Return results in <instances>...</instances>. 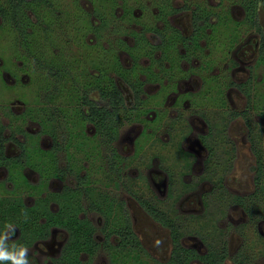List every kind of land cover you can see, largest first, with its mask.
<instances>
[{"label": "flooded vegetation", "instance_id": "obj_1", "mask_svg": "<svg viewBox=\"0 0 264 264\" xmlns=\"http://www.w3.org/2000/svg\"><path fill=\"white\" fill-rule=\"evenodd\" d=\"M61 3L71 36L44 32L40 61L2 71L27 100L0 101V249L27 264H264L263 1ZM105 48L116 66H91Z\"/></svg>", "mask_w": 264, "mask_h": 264}, {"label": "trees", "instance_id": "obj_2", "mask_svg": "<svg viewBox=\"0 0 264 264\" xmlns=\"http://www.w3.org/2000/svg\"><path fill=\"white\" fill-rule=\"evenodd\" d=\"M250 1L253 2V7L256 6L257 0ZM262 1L264 3V0ZM44 5H47L49 7L48 11H43V9L45 8ZM62 5L63 4L59 0H0V16L2 19L0 22V38H4L8 34L12 35L15 42L21 47V51H23L22 54L26 57L24 60L26 63L28 62V60L35 61L34 58H36L37 61H40V54L42 56V51L39 47L40 43L44 41V38L45 40H53V37H57L52 34V36L48 35L47 38H43L44 32L46 33V30L51 29V26L49 24L52 22L51 18L56 19L55 23L53 24V29L54 26L61 29L63 32L61 36L64 35V31L65 34L67 33L71 36L72 31L75 27L74 25H76V21L71 20V17L68 16L67 10L64 8V10L61 9ZM58 9H60L61 12L59 13L60 16L57 12ZM31 12L33 14H30ZM58 20H61L62 22L59 23ZM48 25L50 27H48ZM38 32H40L41 34L42 41L39 38V35L35 36V34ZM57 35L60 34L58 33ZM0 45H2L1 41ZM112 51V48L103 49V51L92 61L91 66H95L100 69L102 68V66H116L112 60ZM55 56L56 55L52 53V59L50 60V62H58L54 59ZM66 61H62V63L68 64V62ZM103 70H100L99 74L97 75H92V78L94 79L93 83L95 86H99L101 87V89H104V91L109 95V97H111L110 109L112 110V112H115V110L118 108V106L116 105L119 102L116 100V98L118 95H120V91H118L116 84L112 80V76L108 77L107 69ZM108 78L110 81L109 83L107 82ZM103 82H105V87L103 86ZM229 141L230 140H226L227 143ZM255 143H257V141H255ZM254 150L257 153L258 158L261 162L263 157V150L261 146L259 144H255ZM256 168L258 169L257 174L259 176H262V163H259ZM223 169L225 170V168ZM154 214L158 218H160L164 223H167L166 216H162L161 214H157L155 212Z\"/></svg>", "mask_w": 264, "mask_h": 264}, {"label": "rangeland", "instance_id": "obj_3", "mask_svg": "<svg viewBox=\"0 0 264 264\" xmlns=\"http://www.w3.org/2000/svg\"><path fill=\"white\" fill-rule=\"evenodd\" d=\"M211 1L215 4L219 0H211ZM63 2H66V0H63ZM208 3H209V0H208ZM234 8H235V13L236 14H238V15L241 14L242 10H241L240 7L235 6ZM258 11H259L260 21H261V23H262V25L264 27V7L262 5H260ZM184 18H185L184 14H182V15L179 14V15L176 16V19H178V20L179 19H184ZM51 19H52V22L49 23L50 26H51V29L46 30L45 35H46V37H48V35L52 36V34H53V35L59 37L61 34L60 35H57V34L61 32V29L57 28L56 26H54V29H53V24L55 23L56 19L55 18H51ZM50 26L48 25V27H50ZM36 35H39V38L41 39L40 32L36 33L35 36ZM0 41L2 42V45H0V58H2V59H0V60L3 61V63L0 62V101H2V100H11V99L15 98L14 96H16V95H19L22 99H24V100L26 99L27 100V97L24 94L25 91L20 89L19 85L16 84L14 86V84H12L10 82L6 83V81L4 80V78L2 76L3 75L2 74L3 70L9 71L12 66H15V67L23 66L19 62L21 60L24 61L26 57H25V55L22 54L23 51H21V47L15 42V40L12 37V35L8 34L4 38H0ZM41 41H42V39H41ZM41 44L42 43H40V45H39L40 49H41ZM52 45L53 44L46 45V50H47L46 52H47L48 55H52V53H53ZM78 55L79 54H77V56ZM34 85H35V83H34V81H32L27 86L24 85L23 89L26 86V88H31V91H32L33 88H34ZM31 91L29 90L27 92V95L30 96L31 100H34L35 98H34V95L32 94ZM157 96L160 97L159 93L157 95H153L152 97L155 98ZM219 131H220L219 136L222 135V137H224L225 134H226V137H227V129L226 128H225V131H224V127H223V129L220 127ZM176 158H177L178 164H180L181 163V160H179L180 157L176 156ZM242 164H247V161L243 162V161L240 160L239 166H238V170L239 171H242V170L246 171L248 174L251 173V169H249V166L244 165L242 167ZM95 166H97V165H95ZM127 208H128V206H127ZM220 211H221L220 208H218L216 210H212V212H215L216 214H219ZM118 213H119L118 217L122 220L123 219V214L121 213V210H118ZM234 214H235L236 217L240 216V213L237 212V211H235ZM145 222H146L145 220H141V218H140V220L137 222V224L141 228L142 223H145ZM208 222H209V218H206L204 223L208 224ZM152 229H151V231H152ZM142 231H144V227H142ZM153 232H154V230H153ZM144 233H146V231H144ZM166 233H167V231H166V229H164L163 233L161 232L158 236L159 237H163V235H165Z\"/></svg>", "mask_w": 264, "mask_h": 264}, {"label": "clouds", "instance_id": "obj_4", "mask_svg": "<svg viewBox=\"0 0 264 264\" xmlns=\"http://www.w3.org/2000/svg\"><path fill=\"white\" fill-rule=\"evenodd\" d=\"M27 249L21 248L19 254L5 251L0 249V261L3 260H12L13 264H27V259L25 257Z\"/></svg>", "mask_w": 264, "mask_h": 264}]
</instances>
